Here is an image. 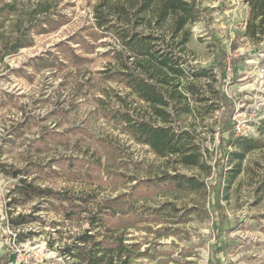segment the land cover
I'll return each mask as SVG.
<instances>
[{
  "label": "rangeland",
  "instance_id": "1",
  "mask_svg": "<svg viewBox=\"0 0 264 264\" xmlns=\"http://www.w3.org/2000/svg\"><path fill=\"white\" fill-rule=\"evenodd\" d=\"M11 1L21 33L33 44L2 58L15 45L11 19L0 28V264H68L57 249L104 209L136 218L126 236L146 254L133 264H264V146L243 158L230 154L225 163L221 156V131L230 119L264 142V40L241 36L250 13L246 1L199 0L186 51H179L178 39L170 44L187 77L180 86L185 97L171 100L166 123L111 78L126 63L143 71V59L130 57L122 36L150 29L133 12L116 16L114 5L126 0H0L2 18ZM45 17L51 20L41 32L38 20ZM112 20L119 25L110 29ZM164 30L166 47L171 32ZM220 61L227 63L224 77ZM214 104L220 108L211 110ZM124 113L190 131L182 142L199 155L198 163L160 156L140 143ZM16 170L73 200L10 206ZM175 174L180 183L160 181ZM35 206L67 207L72 217L42 208L38 221L21 228L31 236L16 241L5 218L10 210L30 213ZM127 216L109 217L107 225L122 226Z\"/></svg>",
  "mask_w": 264,
  "mask_h": 264
},
{
  "label": "trees",
  "instance_id": "2",
  "mask_svg": "<svg viewBox=\"0 0 264 264\" xmlns=\"http://www.w3.org/2000/svg\"><path fill=\"white\" fill-rule=\"evenodd\" d=\"M250 7L249 18L246 23L245 29H242L241 36H246L252 40L260 43L264 40V0H245ZM8 11L6 17L0 16V28H4L8 19H11L9 27L13 30L14 46L3 52L2 58L7 55L18 52L20 48L31 46L32 41L25 39L21 33L19 20L21 15L17 9L14 1L4 3L2 7ZM134 13L140 20L139 23H144L148 29L146 34L140 32H126L122 36L124 46L131 52L130 57H134L136 62L138 58H142L144 62L139 63L143 68L141 72L132 71L129 64L126 63L123 67L113 71L111 78L124 84L130 88L132 92L148 103L152 109V115L161 118L165 123L168 122L169 117L172 115L170 109L171 100L184 99V95L180 90L182 84L181 79L187 77L186 69L181 62L179 53L170 47V44L178 39L179 51H186L187 43L191 38V24L196 22L201 14L199 7V0H126L125 3H117L114 5V13L121 15H128ZM119 20L118 17H116ZM50 18L45 17L40 21V31L46 30L43 24L50 23ZM110 29L116 28L119 24L118 21H111ZM38 26V24H37ZM100 26H103L101 24ZM168 26L171 37L169 43L164 47V42L167 39L164 28ZM18 35V36H17ZM30 38V36L28 37ZM167 50V51H166ZM221 72L224 77L227 74L226 61H220ZM197 75V74H195ZM223 104L232 106L233 100L226 94L222 93ZM203 100V99H201ZM175 110V107H172ZM185 111L190 112L189 105L185 106ZM211 110L220 108V105H211ZM125 121L129 123V127L136 139L143 144L149 145L155 153L160 156L178 155L180 160L185 164H197L199 155L192 152L191 145L183 143L184 135L190 136V131L184 130L178 133L173 127L160 124H154L146 119L141 121H133L124 113ZM227 128L222 129L221 135V156L225 163L230 154H235L243 158L246 153L261 148L264 142L259 139H254V135H240L236 131L235 121L230 119ZM187 139V138H186ZM237 146L239 151H231L230 146ZM211 166H213L211 164ZM224 168L221 169L220 179L221 182L226 174ZM25 171L16 170L13 173L14 178H18V182L12 189V204H25L30 203L36 199H43L47 203L53 205L55 200H73L67 195L55 191L52 188L41 187L20 174ZM172 180L174 183H180L177 174L170 175L167 179ZM145 181V180H144ZM150 182V180H146ZM191 184L192 181H190ZM264 187V186H263ZM221 190V185L218 186ZM42 208L56 209L60 212H65L63 215L67 219H71L72 211H67V207H33L30 213L20 212L14 215V211L10 210L5 218L6 223L13 228L16 234V241H25L31 236V232H22L21 228L31 222L38 221L36 213L43 210ZM79 208V207H75ZM111 208V207H110ZM109 210V209H104ZM101 211L98 215L92 217L90 226L72 233L67 241H63L57 249L63 255L68 264H133L134 261L144 256L146 251L141 249L139 242H128L126 236L127 228L133 226L137 221L136 218L129 216L130 211ZM13 211V212H12ZM121 213L120 222H124L122 226L119 223L112 226L107 225L109 217H114L116 214ZM127 213L125 215H122ZM138 218V217H137ZM126 229V230H125ZM63 233V231H57ZM62 237L60 241H62ZM49 246L54 247V242L50 241ZM14 259H11L13 262ZM9 262H7L8 264Z\"/></svg>",
  "mask_w": 264,
  "mask_h": 264
},
{
  "label": "built area",
  "instance_id": "3",
  "mask_svg": "<svg viewBox=\"0 0 264 264\" xmlns=\"http://www.w3.org/2000/svg\"><path fill=\"white\" fill-rule=\"evenodd\" d=\"M236 131L240 135H245V136L253 135V133H251L249 131L247 132V131L243 130L240 126H236Z\"/></svg>",
  "mask_w": 264,
  "mask_h": 264
}]
</instances>
